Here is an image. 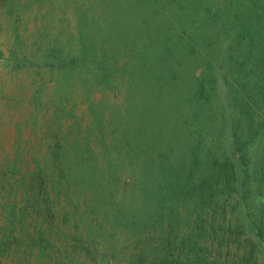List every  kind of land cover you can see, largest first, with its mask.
Returning a JSON list of instances; mask_svg holds the SVG:
<instances>
[{"label":"rangeland","instance_id":"374dc122","mask_svg":"<svg viewBox=\"0 0 264 264\" xmlns=\"http://www.w3.org/2000/svg\"><path fill=\"white\" fill-rule=\"evenodd\" d=\"M109 260L264 264V0H0V264Z\"/></svg>","mask_w":264,"mask_h":264},{"label":"trees","instance_id":"16d2710c","mask_svg":"<svg viewBox=\"0 0 264 264\" xmlns=\"http://www.w3.org/2000/svg\"><path fill=\"white\" fill-rule=\"evenodd\" d=\"M39 171H40V175H41V177H43V179H42V181H43L42 186H44L45 184H46V186H47V182H46V180L44 179V178H45V175H44L43 169H40ZM101 257H102L103 259H106V258L108 259L109 256L105 257L104 255H102ZM111 262H112V260H109L108 263L110 264Z\"/></svg>","mask_w":264,"mask_h":264}]
</instances>
